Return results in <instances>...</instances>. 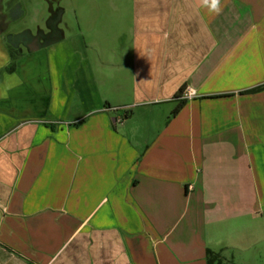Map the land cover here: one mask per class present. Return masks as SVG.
Listing matches in <instances>:
<instances>
[{"label":"crops","instance_id":"1","mask_svg":"<svg viewBox=\"0 0 264 264\" xmlns=\"http://www.w3.org/2000/svg\"><path fill=\"white\" fill-rule=\"evenodd\" d=\"M132 3L100 44L0 18V264L261 263L264 0Z\"/></svg>","mask_w":264,"mask_h":264},{"label":"rangeland","instance_id":"2","mask_svg":"<svg viewBox=\"0 0 264 264\" xmlns=\"http://www.w3.org/2000/svg\"><path fill=\"white\" fill-rule=\"evenodd\" d=\"M57 2H60L65 10V16H63V20L67 25L72 27V30H67L68 34H75L76 31H78V33H87V35L84 36L86 37V42L88 45H90L91 39H95V44H100V28L102 19L101 16L102 11H104L107 6L114 5L127 7L133 5V0H26L24 3L25 7L23 9L22 20L17 24L19 29L18 31L30 30L33 34H35L41 28L45 30L47 27L41 24V18L43 16H46L50 10H53V12L55 11V13L58 12ZM37 5L41 7L39 8ZM36 7H38L39 9ZM38 10H40L39 13ZM76 13L77 21L74 20V15ZM94 106L95 105L93 103H89L88 106H74L72 108L64 110L65 112L63 115L61 112V115L64 117L75 118L78 113L82 111H89L87 114H91L92 111L98 107ZM115 111L120 110L110 109V112ZM121 112L124 113L126 111L121 110ZM93 114H95V112ZM52 115L53 114L50 112L48 117H52ZM113 115L115 116V113H113ZM258 256H260V254L255 253L253 257L255 259L258 258L256 260H259ZM260 262V264H264V252L262 253V260Z\"/></svg>","mask_w":264,"mask_h":264},{"label":"flooded vegetation","instance_id":"3","mask_svg":"<svg viewBox=\"0 0 264 264\" xmlns=\"http://www.w3.org/2000/svg\"><path fill=\"white\" fill-rule=\"evenodd\" d=\"M25 1L26 0H6V2L3 4V0H0L1 20L5 19L6 17H10L12 19L11 23L16 21H21L23 17V9L25 7L24 4ZM57 3H58V12L55 13V11L53 12V10H50L46 16H43L41 18V24L47 27L45 30L41 28L35 34H33L30 30L17 31L8 36L9 40L17 41L22 38L23 39L26 38L29 39L30 43L34 42L35 40H41V47L43 46L45 47V45L49 41L54 39V36L57 34V31L55 30V26L63 20V16L65 14V10L62 7V4H60V2ZM37 6L39 7V5ZM3 10H6L7 14L5 15L1 14V11ZM39 12L40 10H38V13Z\"/></svg>","mask_w":264,"mask_h":264},{"label":"trees","instance_id":"4","mask_svg":"<svg viewBox=\"0 0 264 264\" xmlns=\"http://www.w3.org/2000/svg\"><path fill=\"white\" fill-rule=\"evenodd\" d=\"M9 71L12 72L13 68L9 69ZM182 93H183V91H181V94ZM184 104H185L184 101L181 102V104L175 109V111L173 112L174 116L177 115L182 110V108L184 107ZM207 257H208V264H214L218 260V255H216L210 251L208 252Z\"/></svg>","mask_w":264,"mask_h":264},{"label":"clouds","instance_id":"5","mask_svg":"<svg viewBox=\"0 0 264 264\" xmlns=\"http://www.w3.org/2000/svg\"><path fill=\"white\" fill-rule=\"evenodd\" d=\"M219 2L220 0H211V2L209 3V0H202V3L209 6L211 11L216 12L217 14H219V12L221 11V8L219 7Z\"/></svg>","mask_w":264,"mask_h":264},{"label":"built area","instance_id":"6","mask_svg":"<svg viewBox=\"0 0 264 264\" xmlns=\"http://www.w3.org/2000/svg\"><path fill=\"white\" fill-rule=\"evenodd\" d=\"M196 96V93L191 90V89H187L183 94H182V100H190L193 99Z\"/></svg>","mask_w":264,"mask_h":264}]
</instances>
